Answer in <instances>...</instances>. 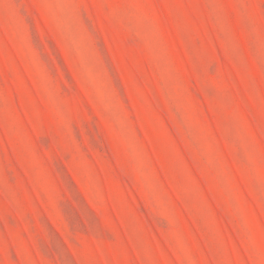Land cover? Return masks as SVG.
I'll return each instance as SVG.
<instances>
[{"label":"rangeland","instance_id":"rangeland-1","mask_svg":"<svg viewBox=\"0 0 264 264\" xmlns=\"http://www.w3.org/2000/svg\"><path fill=\"white\" fill-rule=\"evenodd\" d=\"M0 264H264V0H0Z\"/></svg>","mask_w":264,"mask_h":264}]
</instances>
